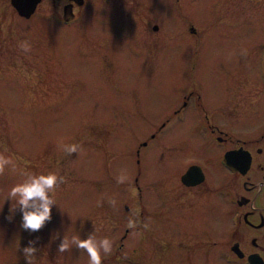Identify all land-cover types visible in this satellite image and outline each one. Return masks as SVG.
Listing matches in <instances>:
<instances>
[{
	"label": "rangeland",
	"instance_id": "obj_1",
	"mask_svg": "<svg viewBox=\"0 0 264 264\" xmlns=\"http://www.w3.org/2000/svg\"><path fill=\"white\" fill-rule=\"evenodd\" d=\"M143 1L88 0L76 21L60 24L45 13L26 21L10 0H0V154L12 161L0 174V264H27L22 249L37 238L35 264H88L86 252L72 247L61 254L58 245L64 235L87 239L94 229L113 241L103 264H188L181 261L186 255L196 257L176 240L166 242L170 230L187 225L175 212L187 193L175 178L171 153L210 144L196 126L205 117H192L193 124L189 117L199 100L207 110L226 104L221 121L234 142L251 144L260 135L250 117H238L240 109H252L254 79L237 98L225 84L249 60V47H258L252 36L264 40V0H181L179 6L155 0L154 7L153 1L142 4V20L136 6ZM138 17L144 39L138 46L131 37L119 40L116 26ZM25 41L29 51L19 46ZM251 68L247 73L255 78ZM187 99L190 108L170 120ZM64 144L82 151L68 155ZM50 171L66 178L56 190L52 219L39 232L25 231L19 211L8 219L7 193L24 174ZM120 175L127 177L123 184ZM225 203V244L210 249L209 264H246L231 249L233 209ZM214 218L211 213L207 220L211 228L218 224ZM129 219L137 221L135 229L127 227ZM256 233L241 234L247 253ZM159 241L166 244L161 248Z\"/></svg>",
	"mask_w": 264,
	"mask_h": 264
},
{
	"label": "flooded vegetation",
	"instance_id": "obj_2",
	"mask_svg": "<svg viewBox=\"0 0 264 264\" xmlns=\"http://www.w3.org/2000/svg\"><path fill=\"white\" fill-rule=\"evenodd\" d=\"M10 1L12 2V0ZM151 1H153V7L157 5L155 0H144L136 6L137 14H141L142 20L146 19L145 14L142 12V4ZM87 2L88 0H40L35 12L30 17L20 16L26 21H30L37 16H41V13H45L48 19L56 20L60 24L65 20L64 23L69 24L80 17L81 8ZM46 3L47 6L44 5ZM181 4V0L171 1V5L174 6ZM139 20H141L139 17L131 18L125 25L116 26L117 31L122 32L117 34L118 39L131 37L133 43L135 42V45L137 43L138 46L139 42L144 39L141 34L142 24L139 23ZM152 27L159 30V25L156 23H153ZM189 28L193 33H197L193 23L189 24ZM256 37V35H253L251 41L255 45L258 44L260 53L257 46L252 45V47H249L247 53L250 54L245 57L249 60L245 62L244 67L232 71L225 86L228 89H233L231 96L237 98L243 89L248 88L251 78L254 79L253 85L256 94L251 99L249 98V103H247L248 107L252 106V109L251 111L240 109L242 114L238 117L245 122H250V117L252 131H260V135L254 136L255 139L251 141V144L247 141L234 142L229 135L227 136L228 131L221 121L226 104L219 103L214 105L211 110H207L206 105L199 100L197 105L191 107L193 111L189 112V117L192 124L193 118L205 117L203 123L199 121L196 126L200 127L199 129L203 128L206 134L205 142L210 144L182 146L180 151L171 153L170 164L175 167V170L177 168L175 178L187 193L185 203L182 207L179 205L178 209L175 208V212L186 221L187 225L174 227L172 231H169L170 236H167V241V237L164 240L167 243L176 240L175 242L179 244L183 253L191 252V254H195L196 257L190 258L189 255H186L181 260L182 262L186 260L188 264H194L195 261H198V264H209L210 249L223 250L222 246L226 240V228H228L222 227L224 216L227 215L224 212L226 201L231 204L233 209L230 217V221L233 220L231 234L235 236L232 241L233 244L230 243L233 254L246 264H250V255L255 254L256 259L261 260L264 264V40L255 39ZM219 43H224V41ZM253 65L256 72L255 78L253 74L247 73L249 70L252 71L251 66ZM235 104L241 105V102L237 101ZM242 104L245 106L244 101ZM189 108L190 105L187 99L182 105H178L174 109L170 120H174L173 117L180 115ZM165 124L166 122L163 126ZM158 132L157 130L152 133L150 140H144L142 146L148 147L149 143L157 138ZM189 135L193 138V134L189 133ZM180 166L181 169H179ZM191 168L192 171L189 174L191 182H186L183 176ZM226 174L229 176L228 180ZM141 191L142 189H140V193ZM218 199L223 201L224 205L216 204L219 201ZM211 213L215 217L214 221L218 222L217 225H214L216 226L214 228H211L207 222ZM242 227H244V230L241 229ZM250 231L258 233L249 237L248 242L253 248L247 253L242 247L245 236H241V234H249ZM189 237L195 238L198 242H190ZM158 244L162 248L166 243L159 241ZM236 245L244 252L243 256H240L234 249Z\"/></svg>",
	"mask_w": 264,
	"mask_h": 264
},
{
	"label": "clouds",
	"instance_id": "obj_3",
	"mask_svg": "<svg viewBox=\"0 0 264 264\" xmlns=\"http://www.w3.org/2000/svg\"><path fill=\"white\" fill-rule=\"evenodd\" d=\"M20 47H24L25 51L30 50L29 44L21 42ZM62 150L68 154H76L82 151V146L78 144H64ZM12 165L10 158L0 154V174H3L6 167ZM14 167V166H13ZM127 177L120 175L117 177V182L125 183ZM66 182V178L54 171L45 174H24L21 182L15 184L7 193V201H11L10 213L8 217L11 220L17 211L22 214L21 227L25 231L32 233L39 232L43 229L46 223L52 219V208L56 205L55 198L56 190L59 185ZM115 205V201H110ZM147 225H145L146 227ZM127 227L135 229L137 221L129 219ZM135 235V233H133ZM55 239H60L59 234L54 236ZM37 240H30L28 246L22 249L24 258L27 264H35L36 254L38 252L35 246ZM72 247H75L87 253L88 264H103L105 256L110 255L113 250V241L109 237L98 238L96 231L88 234L87 239H81L79 236H72L69 238L64 235L60 239L58 245V253H65Z\"/></svg>",
	"mask_w": 264,
	"mask_h": 264
},
{
	"label": "water",
	"instance_id": "obj_4",
	"mask_svg": "<svg viewBox=\"0 0 264 264\" xmlns=\"http://www.w3.org/2000/svg\"><path fill=\"white\" fill-rule=\"evenodd\" d=\"M40 0H12V3L17 8L19 13L23 16L30 17L36 10L38 3ZM192 168L185 173L183 176L186 182H191L189 179V174L191 173ZM234 249L239 253L240 256L244 255V252L238 248V246H234ZM256 255H250L249 261L251 264H262L261 260H257ZM259 261V262H258Z\"/></svg>",
	"mask_w": 264,
	"mask_h": 264
}]
</instances>
